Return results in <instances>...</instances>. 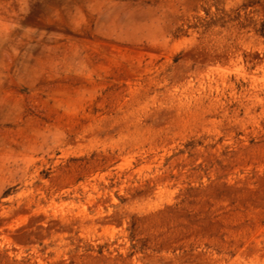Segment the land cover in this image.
Segmentation results:
<instances>
[{
  "label": "rangeland",
  "instance_id": "rangeland-1",
  "mask_svg": "<svg viewBox=\"0 0 264 264\" xmlns=\"http://www.w3.org/2000/svg\"><path fill=\"white\" fill-rule=\"evenodd\" d=\"M0 264H264V0H0Z\"/></svg>",
  "mask_w": 264,
  "mask_h": 264
}]
</instances>
